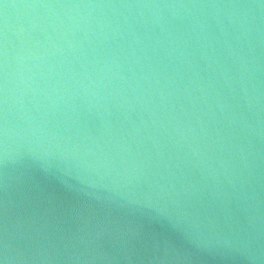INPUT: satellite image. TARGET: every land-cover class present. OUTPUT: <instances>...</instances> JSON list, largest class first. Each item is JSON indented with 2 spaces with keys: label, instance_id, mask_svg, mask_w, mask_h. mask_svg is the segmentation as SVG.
<instances>
[{
  "label": "clouds",
  "instance_id": "clouds-1",
  "mask_svg": "<svg viewBox=\"0 0 264 264\" xmlns=\"http://www.w3.org/2000/svg\"><path fill=\"white\" fill-rule=\"evenodd\" d=\"M119 9L153 10L152 19L138 13L139 21L118 22L77 11L50 24V32L39 28L15 70L5 51L0 116L5 188L7 169L26 155L63 176L74 170L103 179L98 169L105 175L111 170L125 179L132 198H121L130 202L145 195L138 186L149 171L164 166L177 178L181 168L198 167L215 185L227 182L224 199L243 202L256 131L251 109L261 99L257 70L264 71V57L258 64L254 55L251 6L148 3ZM160 10L183 14L171 11L165 19ZM260 44L264 47V29ZM49 211L28 201L25 213L13 218L6 206L0 232L5 253H15L22 264L57 255L80 259L90 255L89 245L91 254H100L99 233L57 237ZM215 243L264 264V248L255 252L242 230L221 233Z\"/></svg>",
  "mask_w": 264,
  "mask_h": 264
},
{
  "label": "water",
  "instance_id": "water-1",
  "mask_svg": "<svg viewBox=\"0 0 264 264\" xmlns=\"http://www.w3.org/2000/svg\"><path fill=\"white\" fill-rule=\"evenodd\" d=\"M245 5L255 14L254 55L259 64L264 57L260 44L264 29V0H0V116L3 110V65L5 51L11 70L34 38L39 28L51 31L49 25L66 21V15L78 11L81 16L122 22L152 19L153 10H124L125 5ZM91 6L80 10L34 8L35 5ZM171 11L160 10L167 19ZM7 21V28L6 26ZM30 25L34 28L30 29ZM264 69V58L261 59ZM261 99L252 106L253 127L247 160L250 177L246 185L247 198L230 202L223 198L228 184L215 185L198 167H183L171 173L164 166L146 173L139 182L145 195L139 202L128 197L126 181L121 176L99 168L103 179L89 173L85 176L74 170L66 174L45 170L26 155L7 169L8 188H5V167L0 158V225L4 224L5 208L13 218L22 216L31 201L49 208L48 221L57 237L74 238L85 233H99L95 242L100 254L76 259L57 255L34 264H260L215 243L221 233L242 230L252 239L255 252L264 248V71L257 70ZM244 111L243 101H240ZM247 115V112H246ZM133 119L135 117L133 116ZM259 121L261 128L259 131ZM98 126L95 119L89 127ZM261 132V133H260ZM147 143V142H146ZM89 182L94 187H89ZM10 202V203H9ZM2 232V228H0ZM23 248L26 241L18 240ZM0 264H22L15 253H5L0 246Z\"/></svg>",
  "mask_w": 264,
  "mask_h": 264
},
{
  "label": "snow or ice",
  "instance_id": "snow-or-ice-1",
  "mask_svg": "<svg viewBox=\"0 0 264 264\" xmlns=\"http://www.w3.org/2000/svg\"><path fill=\"white\" fill-rule=\"evenodd\" d=\"M0 228H3V225H0Z\"/></svg>",
  "mask_w": 264,
  "mask_h": 264
}]
</instances>
